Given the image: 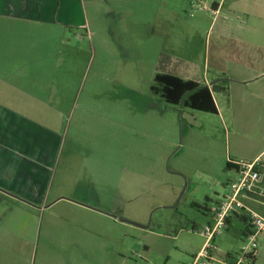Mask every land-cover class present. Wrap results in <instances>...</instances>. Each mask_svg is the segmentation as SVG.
I'll return each instance as SVG.
<instances>
[{"label": "rangeland", "instance_id": "obj_1", "mask_svg": "<svg viewBox=\"0 0 264 264\" xmlns=\"http://www.w3.org/2000/svg\"><path fill=\"white\" fill-rule=\"evenodd\" d=\"M32 4L0 16V90L52 91L58 108L45 115L56 120L44 123L63 149L47 203L0 199V264H191L204 242L193 229L209 219L195 203L227 192L233 176L224 129L216 113L168 104L150 86L156 71L189 74L185 58L202 79L206 3L55 0L48 14ZM24 40H38L43 71L26 84L12 77L30 68ZM188 83L172 86L184 95ZM243 226L216 236L210 253L231 261ZM256 241L264 264V235Z\"/></svg>", "mask_w": 264, "mask_h": 264}, {"label": "crops", "instance_id": "obj_2", "mask_svg": "<svg viewBox=\"0 0 264 264\" xmlns=\"http://www.w3.org/2000/svg\"><path fill=\"white\" fill-rule=\"evenodd\" d=\"M22 1L0 0V16L10 17L9 14H13V4H21ZM27 1L33 2V6L41 8L47 14L52 11L55 2ZM203 2L209 7L202 16L206 21L201 60L203 80L199 76L197 64L190 58L184 59L190 70L189 74L187 71L173 74L166 69L168 71H156L155 75L170 74L180 78L181 84L184 81L190 82L188 90L197 86H207L209 89L217 87L211 94L216 115L224 129L225 164L229 162L234 174V161L257 159L264 171V0ZM18 45L28 49L29 52L24 53L28 54L24 64L28 61L30 68H19L20 72L12 77L19 78L25 84L32 75L36 79L39 76L43 79L42 68L37 69L41 60L34 55V51L40 48L38 40H24ZM48 57L43 59L44 64L50 60ZM28 69H31L30 75ZM49 73L53 72L49 70ZM208 74L211 75L210 79L205 78ZM24 87L0 90V199L20 201L28 206L36 203L43 205L49 199L51 179L55 175L57 159L63 149L58 130L54 131L44 123L46 120L54 122L56 118L48 119L45 114L49 108H58L59 100H51L53 93L50 90L43 91L39 87L37 92H32L25 85ZM215 93L220 95L219 99L215 97ZM222 188L215 189L214 195L206 194V204H195L208 210L216 201L213 197L224 194L225 189ZM15 195H21L26 201L18 200ZM244 203L249 209L264 216V174L257 190L244 197ZM228 221L227 230L234 222L244 223L242 234L248 224V216L245 211L237 212ZM192 225L196 226L198 223L193 222ZM1 245L0 242V247ZM258 256L259 251L254 264H257Z\"/></svg>", "mask_w": 264, "mask_h": 264}, {"label": "built area", "instance_id": "obj_3", "mask_svg": "<svg viewBox=\"0 0 264 264\" xmlns=\"http://www.w3.org/2000/svg\"><path fill=\"white\" fill-rule=\"evenodd\" d=\"M204 10L209 7L203 5ZM234 174L227 183L228 191L220 195L212 207L208 208L209 219L200 228L193 229L204 237V242L191 264H206L207 261H217L220 264H254L257 255L256 237L264 235V216L249 209L244 203V197L257 190L258 183L264 171L257 159H239L233 162ZM245 211L248 216L249 229L244 230V242L239 250L230 256V260L215 258L210 252L216 247L212 240L222 235L228 228L229 217L237 212Z\"/></svg>", "mask_w": 264, "mask_h": 264}, {"label": "trees", "instance_id": "obj_4", "mask_svg": "<svg viewBox=\"0 0 264 264\" xmlns=\"http://www.w3.org/2000/svg\"><path fill=\"white\" fill-rule=\"evenodd\" d=\"M155 76L156 82L150 86V90L161 97L164 102L198 111L216 113L217 110L211 91L216 90L217 87L212 86L209 89L207 86H197L187 90L185 94L182 95L175 90V87H173V84H175V86L181 84L180 78L163 73L156 74ZM225 166L230 169L229 162H226ZM232 166L234 167V164ZM206 200L208 201V198H206ZM197 207L202 208L201 205H198ZM249 227L250 225L247 224L244 230L249 229Z\"/></svg>", "mask_w": 264, "mask_h": 264}]
</instances>
